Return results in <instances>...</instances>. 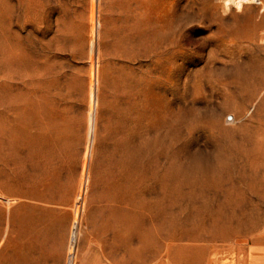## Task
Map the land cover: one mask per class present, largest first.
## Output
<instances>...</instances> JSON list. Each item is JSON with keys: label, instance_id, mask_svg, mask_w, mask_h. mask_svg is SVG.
Instances as JSON below:
<instances>
[{"label": "rangeland", "instance_id": "obj_1", "mask_svg": "<svg viewBox=\"0 0 264 264\" xmlns=\"http://www.w3.org/2000/svg\"><path fill=\"white\" fill-rule=\"evenodd\" d=\"M261 235L264 0H0V264H239Z\"/></svg>", "mask_w": 264, "mask_h": 264}, {"label": "crops", "instance_id": "obj_2", "mask_svg": "<svg viewBox=\"0 0 264 264\" xmlns=\"http://www.w3.org/2000/svg\"><path fill=\"white\" fill-rule=\"evenodd\" d=\"M239 264H264V235L242 245ZM85 264H106L99 255L93 254L85 259Z\"/></svg>", "mask_w": 264, "mask_h": 264}, {"label": "bare ground", "instance_id": "obj_3", "mask_svg": "<svg viewBox=\"0 0 264 264\" xmlns=\"http://www.w3.org/2000/svg\"><path fill=\"white\" fill-rule=\"evenodd\" d=\"M225 1L228 7L231 5H236L238 7H241L243 4H251L258 0H225Z\"/></svg>", "mask_w": 264, "mask_h": 264}, {"label": "built area", "instance_id": "obj_4", "mask_svg": "<svg viewBox=\"0 0 264 264\" xmlns=\"http://www.w3.org/2000/svg\"><path fill=\"white\" fill-rule=\"evenodd\" d=\"M228 120L231 122V121H233V118H232V117H229V119H228Z\"/></svg>", "mask_w": 264, "mask_h": 264}]
</instances>
